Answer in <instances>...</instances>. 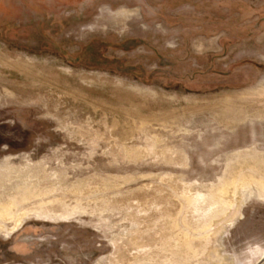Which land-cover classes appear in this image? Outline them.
I'll use <instances>...</instances> for the list:
<instances>
[{
    "label": "rangeland",
    "instance_id": "1",
    "mask_svg": "<svg viewBox=\"0 0 264 264\" xmlns=\"http://www.w3.org/2000/svg\"><path fill=\"white\" fill-rule=\"evenodd\" d=\"M0 264H264V0H0Z\"/></svg>",
    "mask_w": 264,
    "mask_h": 264
},
{
    "label": "bare ground",
    "instance_id": "2",
    "mask_svg": "<svg viewBox=\"0 0 264 264\" xmlns=\"http://www.w3.org/2000/svg\"><path fill=\"white\" fill-rule=\"evenodd\" d=\"M8 212H9V211H8V210H6V213H8ZM4 214H5V213H4ZM4 214H3V215H4ZM4 217H5V218H7V216H4Z\"/></svg>",
    "mask_w": 264,
    "mask_h": 264
}]
</instances>
